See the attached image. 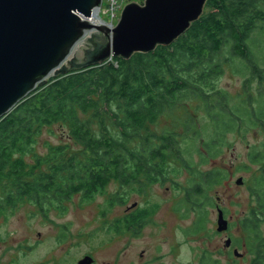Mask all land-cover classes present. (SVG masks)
Returning <instances> with one entry per match:
<instances>
[{"label":"trees","instance_id":"16d2710c","mask_svg":"<svg viewBox=\"0 0 264 264\" xmlns=\"http://www.w3.org/2000/svg\"><path fill=\"white\" fill-rule=\"evenodd\" d=\"M254 33L264 36V0H207L202 16L168 46L50 77L0 119V214L31 205L46 218L51 210L64 211L74 196L87 201L110 184L146 191L156 183L174 182L170 176L181 172L173 164L188 173L191 184L181 206L187 210L207 204V192L221 183L225 171L197 165L217 155L226 133L257 127L264 136V45L251 49ZM231 58L248 71L240 94L246 100L234 105L212 85ZM193 98L209 116L208 127L189 136L150 129ZM243 101L249 104L243 106ZM54 126L60 141H44L45 153L38 154L36 141L43 129ZM178 141L186 143L184 151ZM194 145L198 164L190 156ZM248 160L260 166L250 189L255 204L242 229L250 264H264V239L258 232L264 220V137L250 148ZM112 198L109 205L123 204L128 195ZM201 218L203 227L197 229ZM140 220L122 222L127 232L139 234ZM204 226L205 216H200L189 232L196 234ZM201 264L219 262L204 255Z\"/></svg>","mask_w":264,"mask_h":264},{"label":"rangeland","instance_id":"374dc122","mask_svg":"<svg viewBox=\"0 0 264 264\" xmlns=\"http://www.w3.org/2000/svg\"><path fill=\"white\" fill-rule=\"evenodd\" d=\"M130 2L143 3L142 0H119L115 7L111 0H102L100 14L95 17L100 22L97 24L114 28L123 7ZM112 14H115L114 19L111 18ZM94 31L99 32L98 29ZM255 36L257 39L251 49L264 45V36ZM262 49L260 60L264 65V47ZM224 51L227 52V49ZM82 56L83 53L76 60H81ZM223 68L212 85L226 92L230 104L233 102L234 105L245 99L240 94L248 71L235 58H231L230 64ZM50 77L37 88L47 83ZM255 91L253 85V95ZM248 104L242 102L243 106ZM209 125V116L202 103L193 98L182 101L178 109L161 118L150 129L158 134L171 129L178 135L189 136ZM184 128L188 134L184 133ZM263 137V132L257 127H250L241 134L237 131L226 133L217 155L208 163L197 165L201 170L221 168L225 173L221 183L215 184L207 192L208 199L204 201L207 204L203 203L202 206V202L195 201L201 204L195 207L196 211L180 207L178 212L173 210L175 199H171H185V193L191 186L187 183L188 173L178 164H173L181 172L172 174V178L170 176L174 182L150 185L146 191L121 189L119 185L110 184L90 200L74 196L65 204L64 211L51 210L46 218L31 205L0 214V264H76L85 255L92 256L95 264H201L204 255L219 264H226V256L228 260H233L232 264H250L252 255L246 244L242 221L255 204L250 189L254 186L252 181L258 175L260 164H250L248 156L250 148L261 144ZM60 138L56 126L43 129L36 141L35 152L44 154V141L56 144ZM178 143L184 151L186 143ZM195 147H191L193 153L190 156L198 164ZM24 158L32 162L29 155ZM186 158L189 160L188 155ZM238 178L243 180L240 186L235 184ZM166 187L170 188L169 191ZM123 193L128 195L123 204L116 206L113 202L109 205L114 195L119 197ZM135 202L137 208L129 216H139V219L148 222V226L139 234L127 232L126 224L118 221L126 215L125 209ZM217 205L229 222L228 230L223 233L216 232ZM200 216H205L204 230L196 234L189 232ZM115 221H118L117 225L113 224ZM196 226L197 229L203 227V218ZM258 232L264 239V220L259 223ZM228 238L232 246L230 254L225 249ZM234 250L239 256H234Z\"/></svg>","mask_w":264,"mask_h":264},{"label":"water","instance_id":"95a60500","mask_svg":"<svg viewBox=\"0 0 264 264\" xmlns=\"http://www.w3.org/2000/svg\"><path fill=\"white\" fill-rule=\"evenodd\" d=\"M206 1L129 3L109 29L82 19L93 15L102 0H0V119L52 74L97 66L113 57L128 60L135 53L170 45L202 16ZM80 42L82 59L76 60V50L69 59ZM242 183V178L235 181L237 186ZM216 225L217 233L227 231L229 225L220 208ZM230 243L227 239L225 247ZM233 254L239 256L237 250ZM93 261L85 255L76 264Z\"/></svg>","mask_w":264,"mask_h":264},{"label":"flooded vegetation","instance_id":"af4514ba","mask_svg":"<svg viewBox=\"0 0 264 264\" xmlns=\"http://www.w3.org/2000/svg\"><path fill=\"white\" fill-rule=\"evenodd\" d=\"M157 185H162V184H159V183H156ZM164 185V184H163ZM152 186H154V185H152ZM167 191H169V187H166L165 188ZM175 199V200H174ZM171 200H174L175 202H174V208H173V210L175 211V212H178L179 211V209H178V207H180V208H182V209H184L182 206H181V203L182 202H179L178 203V201L179 200H182V201H185V199L184 198H182V199H179V200H177L176 198H173V199H171ZM177 200V201H176ZM192 201H194V200H192ZM198 201V200H197ZM136 203V202H135ZM116 206H120V203H118V204H115ZM217 207H218V205L216 206V210H217ZM137 208V206L136 207H133V208H130V207H127L126 209H125V214L126 215H124L123 217H121V218H119V222L120 223H123L122 222V219H124L125 221H130L131 222V219H132V217L133 216H129L130 214H131V212L133 211V210H135ZM191 210L192 211H195V210H197L196 208L195 209H192L191 208ZM125 217H126V219H125ZM117 221V222H118ZM140 221H142V228L140 229V231L139 232H141L146 226H148V222L146 223L145 221H143V220H140ZM120 223H118V225H120ZM132 223V222H131ZM117 224V223H116ZM135 229H136V226H135ZM228 230V229H227ZM130 233H132V232H130ZM223 233V232H222ZM228 239H230V238H228ZM231 245L229 246V247H226L225 249H226V252L227 251H229L230 249H231ZM229 254H230V251H229ZM141 256V255H140ZM92 257V256H91ZM93 258V257H92ZM93 264H95V259L93 258ZM233 263V260H228V258H227V256H226V264H232Z\"/></svg>","mask_w":264,"mask_h":264},{"label":"bare ground","instance_id":"6f19581e","mask_svg":"<svg viewBox=\"0 0 264 264\" xmlns=\"http://www.w3.org/2000/svg\"><path fill=\"white\" fill-rule=\"evenodd\" d=\"M102 3V2H101ZM131 3V2H130ZM99 12V11H98ZM96 17V13L94 12L93 13V16L91 15L90 17H83L82 19H85V20H87V21H89L91 24H93V25H96V23L99 21L98 19H96L95 18ZM83 44L84 43H78L74 48H73V50L71 51V54L69 55V59H70V57H73L74 56V54H75V50H76V56H79L81 53H82V51H83V48H84V46H83Z\"/></svg>","mask_w":264,"mask_h":264},{"label":"built area","instance_id":"2783aa9c","mask_svg":"<svg viewBox=\"0 0 264 264\" xmlns=\"http://www.w3.org/2000/svg\"><path fill=\"white\" fill-rule=\"evenodd\" d=\"M118 2H119V0H111V3L113 4V6H115L114 4H116V6H117V3H118ZM116 6H115V7H116ZM100 9H101V8L99 7V9L96 10V12H95V13H96V17H98V15L100 14V13L98 12V11H100ZM114 17H115V14H112V15H111V18L114 19ZM97 23H100V22L98 21ZM109 29H112V27L109 28ZM93 31H94V30H93Z\"/></svg>","mask_w":264,"mask_h":264}]
</instances>
